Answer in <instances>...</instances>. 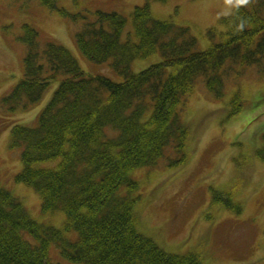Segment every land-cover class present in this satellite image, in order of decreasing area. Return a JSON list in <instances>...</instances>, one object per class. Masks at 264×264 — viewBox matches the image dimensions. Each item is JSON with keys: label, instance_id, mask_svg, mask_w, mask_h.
Listing matches in <instances>:
<instances>
[{"label": "trees", "instance_id": "1", "mask_svg": "<svg viewBox=\"0 0 264 264\" xmlns=\"http://www.w3.org/2000/svg\"><path fill=\"white\" fill-rule=\"evenodd\" d=\"M37 1L56 9L59 0ZM148 1L132 11L133 32L126 36L128 19L119 13L59 10L80 26L75 43L83 55L110 64L119 82L87 74L69 50L43 44L38 31L24 25L23 76L2 106L12 115L40 102L53 84L56 89L35 126L11 129L10 147L21 151L16 180L37 193L44 214L63 212L66 222L57 229L35 221L0 186V264H60L51 257L52 246L74 264H206L194 246L180 255L142 230L141 184L133 174L189 161L192 130L182 114L200 79L220 100L226 80L240 74L237 65L264 71V0H240L220 20L221 31H208L205 50L189 27L157 19ZM157 54L160 62L132 71L136 60ZM240 97L229 103L231 117L242 109ZM259 156L264 159L263 149ZM218 194L212 189L209 220L217 204L240 211L229 199L219 203Z\"/></svg>", "mask_w": 264, "mask_h": 264}, {"label": "rangeland", "instance_id": "2", "mask_svg": "<svg viewBox=\"0 0 264 264\" xmlns=\"http://www.w3.org/2000/svg\"><path fill=\"white\" fill-rule=\"evenodd\" d=\"M239 1L148 3L157 19L172 18L177 26L189 27L199 49L205 50L210 44L208 31H221L220 20L229 16ZM145 4L146 0H59L56 9H49L37 0H0V186L19 198L39 223L63 229L66 215L60 211L44 214L37 193L16 180L22 167L21 151L11 149L10 132L18 124H37L56 84L37 104L27 105L12 115L3 108V97L23 76L25 48L19 42L23 27L27 24L37 30L43 44L52 42L65 47L87 74L119 82L122 78L112 71L110 64H95L83 55L75 43L80 26L59 10L70 14L119 13L128 19L126 36L133 32L132 11ZM160 60L158 54L136 60L132 71L139 73ZM239 67L235 71L240 74L226 80L223 99L214 98L202 79L187 98L182 115L192 130L189 161L175 168L162 162L158 167L143 168L133 174L141 184L142 230L167 251H180L178 254L183 255L194 246L206 264H264V159L259 156V151H264V71L261 73L258 66L244 70ZM235 95L241 96L242 109L231 117L229 103ZM212 189L219 192V203L229 199L232 202L228 203L241 207L240 211L235 213L217 204L220 209L209 220L207 215L213 214L208 209ZM68 236L73 239L75 233ZM51 249L54 262L74 264L62 259L54 246Z\"/></svg>", "mask_w": 264, "mask_h": 264}]
</instances>
